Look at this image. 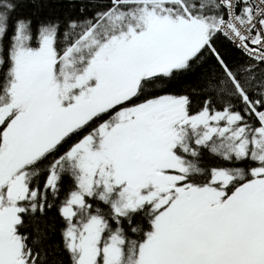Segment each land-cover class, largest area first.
<instances>
[{"label":"snow or ice","instance_id":"6c2138e0","mask_svg":"<svg viewBox=\"0 0 264 264\" xmlns=\"http://www.w3.org/2000/svg\"><path fill=\"white\" fill-rule=\"evenodd\" d=\"M0 264H264V0H0Z\"/></svg>","mask_w":264,"mask_h":264}]
</instances>
